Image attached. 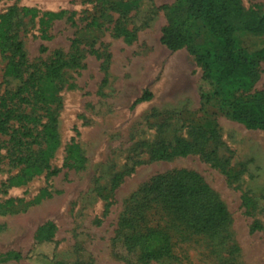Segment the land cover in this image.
I'll use <instances>...</instances> for the list:
<instances>
[{"label": "rangeland", "instance_id": "rangeland-1", "mask_svg": "<svg viewBox=\"0 0 264 264\" xmlns=\"http://www.w3.org/2000/svg\"><path fill=\"white\" fill-rule=\"evenodd\" d=\"M176 1L0 0V13L17 10L11 33L29 62L71 61L57 91L59 144L50 158L57 172L13 184L17 169L2 165L0 264H264V131L232 120L213 101L201 104L193 51L217 49L216 42L200 21H189V46L161 44V6ZM238 3L264 10V0ZM47 13L60 16L40 30ZM234 38L248 51L264 41L248 32ZM10 55L0 52V93ZM258 69L251 89L238 94L264 91V61ZM145 92L150 97L135 103ZM179 170L195 172L185 181L202 183L226 221L178 239L173 257L127 261L119 221L142 201L151 177ZM157 218L147 224L164 223ZM46 221L54 224L52 240L36 243Z\"/></svg>", "mask_w": 264, "mask_h": 264}, {"label": "trees", "instance_id": "trees-1", "mask_svg": "<svg viewBox=\"0 0 264 264\" xmlns=\"http://www.w3.org/2000/svg\"><path fill=\"white\" fill-rule=\"evenodd\" d=\"M161 8L167 13V23L161 28L160 42L169 50L176 51L191 44L189 21H200L216 42L217 49L193 51L202 68L198 86L201 104L213 101L232 120L248 129L264 131V91L248 96L238 94L249 91L258 77L259 64L264 61V41L260 40L256 47L255 42H250L252 50L248 51L247 44L240 47L234 38L237 32L264 35V10H245L238 0H177L174 5ZM22 10L30 17L37 16L31 9ZM16 14L14 9L0 13V52H11L1 82L0 171L3 164L16 168L9 182L23 184L44 171L57 172L50 165L59 144L57 91L62 68L71 61L59 62L60 58H55L44 67L29 62L22 43L13 40L11 33L12 18ZM44 16L49 18L44 20ZM59 16L58 13L42 15L38 19L39 29L44 30L49 20ZM149 97L145 92L135 103ZM193 173L187 170L166 172L143 184L142 201L131 206L119 221L124 231L121 238L126 255L123 258L147 263L173 257L178 239L188 240L193 234L208 233L207 228L218 227L226 221L223 206L208 197L202 183L185 181L184 177ZM194 176L197 178L196 174ZM149 216H158L164 223L148 225ZM53 231L54 224L44 222L36 229L35 242H50Z\"/></svg>", "mask_w": 264, "mask_h": 264}]
</instances>
